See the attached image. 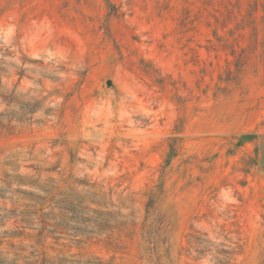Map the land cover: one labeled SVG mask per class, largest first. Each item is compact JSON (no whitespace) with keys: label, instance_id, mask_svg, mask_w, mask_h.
<instances>
[{"label":"rangeland","instance_id":"1","mask_svg":"<svg viewBox=\"0 0 264 264\" xmlns=\"http://www.w3.org/2000/svg\"><path fill=\"white\" fill-rule=\"evenodd\" d=\"M263 143L264 0H0V264H264Z\"/></svg>","mask_w":264,"mask_h":264},{"label":"trees","instance_id":"2","mask_svg":"<svg viewBox=\"0 0 264 264\" xmlns=\"http://www.w3.org/2000/svg\"><path fill=\"white\" fill-rule=\"evenodd\" d=\"M174 148L170 147L169 155L172 154ZM258 152L256 148V153ZM261 161L264 163V143L262 145V158ZM53 208H57L59 210L58 215L57 213H53V219L59 220L61 223L67 224L68 221H74L76 226H74V232L82 231V233H103L105 227L108 226V221L106 218H94L90 215L85 214V211L89 209L88 206H83L81 201H77L76 203L73 202L71 199H61V202H57ZM155 207V200L153 197H150L144 206V221L141 222L140 228L142 230V234L144 237L151 242L152 244L156 245L161 240V230L164 225V220L162 216L158 213L156 216L152 218V221L147 222L149 217L153 214ZM99 214H102L101 210H97ZM68 213L71 215L68 216ZM41 221L45 224L44 218H41ZM90 223H94L96 225V232L93 230L88 229V225ZM80 225L84 227L81 228Z\"/></svg>","mask_w":264,"mask_h":264}]
</instances>
